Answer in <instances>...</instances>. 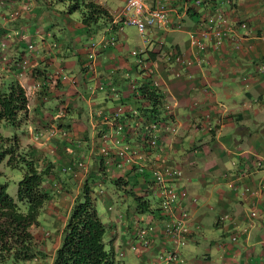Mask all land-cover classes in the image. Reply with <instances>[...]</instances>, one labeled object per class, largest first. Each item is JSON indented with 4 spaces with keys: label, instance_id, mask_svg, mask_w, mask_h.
<instances>
[{
    "label": "crops",
    "instance_id": "obj_1",
    "mask_svg": "<svg viewBox=\"0 0 264 264\" xmlns=\"http://www.w3.org/2000/svg\"><path fill=\"white\" fill-rule=\"evenodd\" d=\"M86 1L99 4L107 15L85 24L84 7L68 12L57 0H3L0 7V67L17 79L26 96V118L15 134L21 139L22 131L21 147L38 166L49 163L55 171L45 176L43 186L51 195L41 208L57 230L52 255L72 203L69 189L77 191L83 181L96 193L95 206L100 198L109 210L103 221L115 254L130 248L125 241H133L130 225L136 217L157 218L158 212H142L146 206L111 208L113 194L101 188L121 176L145 200V174L131 163L116 168L110 144L116 139L117 144L140 145L139 127L154 120L164 151L181 170L174 184L195 198L184 200L191 231L179 250L186 263L264 264V0H221L234 30L242 34L241 45L226 39L213 47L205 40L201 52L189 46L188 32L211 13L216 0H167L168 18L180 27H149L144 40L132 25L119 30L111 24L123 0ZM145 2L151 5L152 0ZM56 3L64 9H56ZM12 7L18 13L9 19ZM241 20L247 28L238 25ZM111 35L114 43L102 46L100 39ZM169 47L185 60L172 61ZM132 48L142 51L150 75L139 69ZM90 58L92 68L85 65ZM125 72L134 79L133 87ZM151 87L160 99L159 110L141 93ZM117 106L118 119L112 116ZM117 120L123 122L122 131H114ZM52 124L66 127L68 134L47 136ZM103 141L110 146L107 155L100 153ZM78 159L83 160L80 166ZM249 209L255 210L253 225L244 238L231 241L227 232L244 223ZM58 217L61 224H56ZM168 245L166 238L154 236L146 248L123 251L122 264H149ZM155 264L174 263L155 259Z\"/></svg>",
    "mask_w": 264,
    "mask_h": 264
},
{
    "label": "built area",
    "instance_id": "obj_2",
    "mask_svg": "<svg viewBox=\"0 0 264 264\" xmlns=\"http://www.w3.org/2000/svg\"><path fill=\"white\" fill-rule=\"evenodd\" d=\"M196 4H201L203 0H193ZM167 0H152L151 5H147L145 0H123L122 4L116 9L113 14L111 24L116 25L120 30L122 25H132L136 29L137 33L144 40L148 28H179V22H172L168 18L169 7ZM3 5V0H0V7ZM18 13V8L12 7L6 13L7 18L13 19ZM226 8L222 5L221 0H216L213 3V9L210 14L204 19L200 20V23L194 30L188 32V44L196 52H201L206 48L205 40H210L213 47H218L223 44L227 39H230L234 47L241 45V33H237L230 23L227 17ZM242 28H247V22L241 20L238 23ZM111 27L108 26L107 29ZM114 35L108 38H101L100 44L106 46L114 43ZM28 47L31 45L28 43ZM130 54L134 57V61L139 66V69L147 75H150L151 66L142 51L137 48H132ZM167 54L172 61L176 63H182L185 58L180 52L169 47L167 48ZM187 63V61H186ZM85 65L88 68L93 67V61L90 58ZM260 65V68H262ZM129 79L130 87H133L132 77L130 78L127 72L124 73ZM62 76H68L67 72H62ZM71 81L74 82V78L69 75ZM152 83H155L153 80ZM136 112L135 110H132ZM120 107L117 106L112 112L113 118L118 119ZM139 126V124H138ZM156 122L154 120L143 123L139 127V140L140 145H130L126 142L117 144V140L110 141L115 148L114 166L116 168H122L126 163H131L134 168L143 172L147 171L148 177L143 179L144 189L142 193H152L156 198L157 218L136 217L130 225V233L133 241H125V245L134 249L136 246L142 248L148 247L154 236L166 238L169 241L167 247L164 246L162 251L156 253L155 258L149 261V264H155V259H161L167 263L174 264H187L184 257L181 255L179 248L185 244L188 233L191 231L188 226V210L184 200L193 202L194 197L187 195L186 190L182 186L174 184V180L181 177V170L170 160L171 156L168 152H165L164 147L159 139V136L155 130ZM208 127V126H207ZM123 122L117 120L115 123L114 131H122ZM60 134L66 136L68 129L64 126H57L52 124L48 127L47 136H54ZM106 138L105 134H102V140ZM142 145V146H141ZM141 146V147H140ZM110 146L103 141L100 146V153L102 155L109 154ZM152 154V158L148 159L146 153ZM82 159H78L76 165L80 166L83 163ZM100 193V190L98 191ZM109 208V205L107 206ZM118 219L123 217L122 212H119ZM255 215L254 209H249L246 213L244 223L241 225H235L228 232V237L231 241H235L239 238H244L250 226L253 225L252 218ZM226 217V214L217 216V221ZM194 226L197 228L198 223ZM118 255L123 254V249L118 250Z\"/></svg>",
    "mask_w": 264,
    "mask_h": 264
},
{
    "label": "trees",
    "instance_id": "obj_3",
    "mask_svg": "<svg viewBox=\"0 0 264 264\" xmlns=\"http://www.w3.org/2000/svg\"><path fill=\"white\" fill-rule=\"evenodd\" d=\"M64 2L68 12L84 7L82 15L85 24L105 17L106 12L99 4L83 0H57ZM155 87L141 89V93L158 107L159 97ZM160 106V107H159ZM149 110H153V108ZM27 105L23 87L5 67H0V124L11 126L13 132H0V163L19 166L22 174L16 183L15 199L6 192L5 181L0 180V264H14L32 259L38 249L30 225L39 223L38 214L51 195L43 186L45 176L55 173L49 163L38 166L28 151L18 143L15 130L26 118ZM0 125V126H1ZM1 176V169H0ZM113 184L130 193L135 199V207L147 206L141 196L127 189V179L117 176ZM107 225L97 213L95 194L83 181L74 195L67 216L61 228L59 244L53 251L51 264H122L114 253L111 240L106 237Z\"/></svg>",
    "mask_w": 264,
    "mask_h": 264
},
{
    "label": "rangeland",
    "instance_id": "obj_4",
    "mask_svg": "<svg viewBox=\"0 0 264 264\" xmlns=\"http://www.w3.org/2000/svg\"><path fill=\"white\" fill-rule=\"evenodd\" d=\"M55 2V1H54ZM56 9H61L63 10V6H61L59 3H56L55 5ZM1 125V124H0ZM14 130L11 126H0V132L8 135L9 133H12ZM19 136L21 139L18 137V143L20 146L21 143L24 144V134L22 131L19 132ZM22 140V141H21ZM0 169H1V176L0 180L5 181L6 183V192L15 199V191H16V183L17 180L20 178L22 174V168L19 166H8L5 164L4 160L0 163ZM143 173L145 174V177H148L147 171L144 169ZM142 175V174H141ZM56 184H60L59 180H56ZM82 183L79 185V189L81 188ZM127 189L129 186H126ZM101 188L105 191H110L111 195V208L112 207H118L120 208L121 211L124 209L128 208L130 205V209L135 207L136 201L135 199L130 195V193H126L123 189L121 188H115V185L112 182L107 181L105 184L101 186ZM78 189V190H79ZM77 190V188H76ZM77 190V191H78ZM70 193L74 195L77 193L75 189L70 190ZM92 194H96L95 192H91ZM143 198L147 201V206L146 208L142 211L144 213H149V212H157L156 210V198L152 195V193H146L143 195ZM70 200H73L71 198ZM46 206V205H45ZM51 206L53 207L52 204H49L48 208L52 209ZM96 210L99 216L102 218V220L106 219L107 213L109 210L106 208L104 204V200L97 198L96 202ZM59 213V212H58ZM61 213V211H60ZM58 222L56 224H61L63 218L58 217ZM38 221L39 224L43 227H40L39 225H30L29 230L33 235L34 241L36 243L37 249L39 250L37 255L33 257L32 259L24 260V261H18L14 264H51V255H52V248H53V242H54V234L57 230L55 227L51 224L52 218L51 216L47 215L46 213L40 211L38 214ZM61 234V232H60ZM127 248V247H126ZM125 247L123 248V251L125 252L126 250H130V248H127L124 250ZM124 255H119L117 258L119 261L122 263V258ZM122 259V260H121Z\"/></svg>",
    "mask_w": 264,
    "mask_h": 264
}]
</instances>
